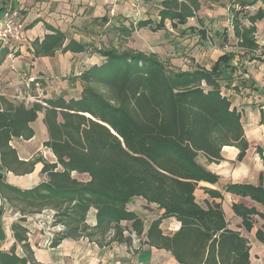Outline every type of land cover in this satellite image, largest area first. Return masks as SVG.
I'll return each instance as SVG.
<instances>
[{
    "label": "trees",
    "instance_id": "16d2710c",
    "mask_svg": "<svg viewBox=\"0 0 264 264\" xmlns=\"http://www.w3.org/2000/svg\"><path fill=\"white\" fill-rule=\"evenodd\" d=\"M230 1L239 45L252 53L258 47L256 23L264 18V0ZM260 3L262 6L252 13L250 7ZM156 8L158 19L110 30L129 38L144 27L166 29L167 21L172 28L186 26L200 4L199 0H161ZM103 20L108 22V18ZM184 29L208 38L206 29ZM33 48L36 56H53L58 51L83 52L88 46L67 41L65 33L52 29L42 41L36 40ZM96 50L104 60L83 72V91L78 99L42 98L26 106L0 96L3 166L12 171L28 170L10 141L33 136L30 123L40 112H44L49 132L45 145L56 156L55 162L42 157L32 161V169L37 161H43L46 179L31 189L0 181L1 192L12 208L23 215L53 210V225L62 229L55 232L52 246L84 237L99 245L113 241L129 245L132 232L140 236L145 231L143 219L128 208L132 198L142 193L164 208L146 232L148 244L170 251L181 264H251L249 240L228 226L221 203L204 209L194 194L201 181L218 180L200 162V156L219 162L225 146L239 147L240 155L249 149L241 114L223 93V83L233 82L236 54L221 55L211 69L173 70L157 55L132 48ZM227 190L264 205V190L259 186L233 184ZM209 192L213 197L220 195ZM164 193L171 198L168 203L159 199ZM235 210L239 214L237 207ZM92 212L95 224L89 221ZM255 212L254 208L240 212L247 228L251 227L249 216ZM167 217L181 222L180 229L171 235L160 227ZM26 223L22 218L12 225L23 253L17 245L0 249V264H40Z\"/></svg>",
    "mask_w": 264,
    "mask_h": 264
},
{
    "label": "crops",
    "instance_id": "0c3cea01",
    "mask_svg": "<svg viewBox=\"0 0 264 264\" xmlns=\"http://www.w3.org/2000/svg\"><path fill=\"white\" fill-rule=\"evenodd\" d=\"M160 1L156 0L155 5L160 4ZM152 2L153 0H0V17L4 7L12 6L21 11L26 23V35L21 43L10 44L1 52L0 96L14 103L32 106L31 102L16 96L25 90L22 79L34 76L47 83V92L43 98L58 96H64L66 99L80 98L83 91V72L104 60L96 50L98 44L95 38L98 37L100 29L103 27L104 31L121 36L116 29L110 28L130 26L136 21L153 18L150 13ZM260 6L261 3L253 6L256 8L251 12L255 13ZM104 18H108L107 23ZM256 27L255 38L258 47L254 52L246 53L247 51L239 45V39L234 32L241 50L235 52L225 50L228 44H224L212 65L205 66L211 69L218 58L227 52L236 54L232 60V64L237 67L232 77L233 82L231 85L223 83V93L230 97L241 114L249 149L240 155L239 147L225 146L222 151L223 159L219 162H209L204 156H200V162L215 174L218 180L201 181L194 194L196 201L204 209H208L214 203H221L228 226L240 231L249 240L251 264H264V205L254 201L250 196L227 190V187L233 184H252L264 190V18L256 23ZM52 29L65 33L67 41L75 40L88 46V49L83 52L58 51L53 56H36L33 43L36 40L42 41L46 35L52 33ZM144 29L150 28L144 27L139 30ZM174 29L171 22L167 21V27L163 30H166V33L169 31L176 33L173 32ZM226 35H222L225 43L229 40ZM174 39L175 37L170 41H175ZM193 39L198 42V37ZM158 44L161 43L156 44L153 52L158 55L164 54L163 48H158ZM197 66L201 65L196 61ZM180 67L182 68L180 70H193L186 67V64ZM60 76L64 78L60 79ZM29 93L37 95V91L32 93V87ZM30 128L34 131L33 136L14 137L10 141L18 158L26 163L28 170L12 171L4 166L6 173L3 182L23 190L31 189L46 179L42 173L43 161H37L32 169L33 160L42 157L49 162L56 161L52 150L45 145L49 139V132L44 122V112H40L38 118L30 123ZM210 190L220 195L213 197ZM136 205L133 203L131 209L143 219L145 231L140 235V240L134 238L129 245L117 241L99 245L84 237L65 239L57 246L48 247V236L45 231L32 225L33 232L29 240L37 261L40 264H110L117 261L127 264H181L170 251L147 243L146 232L152 222L161 217L163 211L149 212L148 209ZM236 207L240 212L255 209L256 212L249 216L250 228L244 225L243 217L240 212L239 214L236 212ZM15 212L17 210L13 208L11 213ZM14 222L11 215L5 218L4 230L0 233L1 250H10L14 245H17L19 252L22 250L14 237L12 229ZM90 222L96 223L94 212L90 215ZM127 225H130V222H127ZM180 226L181 222L176 217L163 218L160 224L167 235L178 231Z\"/></svg>",
    "mask_w": 264,
    "mask_h": 264
},
{
    "label": "rangeland",
    "instance_id": "374dc122",
    "mask_svg": "<svg viewBox=\"0 0 264 264\" xmlns=\"http://www.w3.org/2000/svg\"><path fill=\"white\" fill-rule=\"evenodd\" d=\"M155 1L156 0H153L152 4H150V13L153 15V19H158V9L156 8L157 4L155 5ZM199 4L200 8L196 11V15L189 20V23L186 26H197L199 29H206L208 32V38L206 40L201 38L200 34L197 32H190L189 29L185 31L184 28L186 26H179L175 29L173 28V32L176 33H172L169 30L167 33L166 30H161L159 33L158 31H153L151 29L139 30L135 31L129 38L114 36L112 35L113 33H109L107 30L104 31V28L102 27L100 33H98V37L95 38L98 44L97 48L106 49L111 46H116L121 48H133L141 52H149L150 54L157 55L173 70L182 69L180 67L182 64H186V67L195 69L196 61L201 66L210 67L214 58L221 53V47L223 48L224 44H228L225 46V50H232L234 52L235 50L240 51L241 48L237 45L238 39L234 34L232 22L233 14L231 9L233 8V3L230 0H199ZM255 8L256 7H250V10L254 11ZM243 22L248 23L245 19ZM217 32L219 33L217 34ZM168 34H171V36L167 37ZM225 34H227L226 36L229 39L227 43L222 40ZM163 35L165 36V39H163ZM174 37L175 41H170ZM194 37H198V42H195V39H193ZM158 42L161 43L158 44V48H163L164 54L158 55L153 52ZM170 42L174 46L172 44L170 45ZM63 78L64 77L60 76V79ZM39 81L41 82L40 91L43 93V98L47 92V83L42 81L41 78H39ZM36 91V86L32 85V93ZM79 177L85 178V176ZM149 194H151L150 191ZM146 197L147 196H144L142 193L135 195L128 204L129 210H132L131 207L134 203L137 204V207L148 209L149 212H157V210L164 212V208L160 202L153 201V199ZM159 199L165 203L171 201V198L166 195V193L162 195V198L159 196ZM28 215L32 216L33 214L31 213Z\"/></svg>",
    "mask_w": 264,
    "mask_h": 264
},
{
    "label": "built area",
    "instance_id": "2783aa9c",
    "mask_svg": "<svg viewBox=\"0 0 264 264\" xmlns=\"http://www.w3.org/2000/svg\"><path fill=\"white\" fill-rule=\"evenodd\" d=\"M26 35V23L23 19V16L21 14V11L19 9H16L12 6H6L3 8L2 15L0 17V55L2 50L10 45L15 44L19 45L22 41V39ZM23 84L25 86L24 92L21 91L17 93V98H20L22 100H25L27 102H36V101H42V94L41 93V82L39 81V78H36L34 76H27L22 79ZM32 85L36 86L37 95H32L29 93V89L32 87ZM46 104V103H44ZM6 173V170L4 169V166L0 159V181L3 180L4 175ZM12 206L10 202L7 200V198L2 194L0 189V233L4 230V223L5 218L8 215H11L13 220L20 221L22 218L27 219V228L29 230V238L32 237V225L34 227H39L43 229L48 236L47 246L52 247L53 238L55 235V232L60 231L62 229L61 225H53V210H43L40 213H37L35 215H23L19 211L15 213L12 212ZM32 220V223H31ZM125 234H129L128 231H125ZM132 237L138 238L140 240V236L136 235L135 232H132ZM20 253H23V250H20ZM110 264H127L126 262H111Z\"/></svg>",
    "mask_w": 264,
    "mask_h": 264
}]
</instances>
